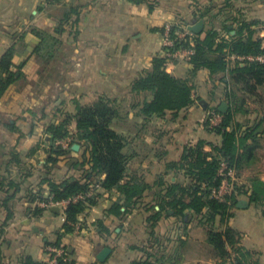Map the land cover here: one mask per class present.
Instances as JSON below:
<instances>
[{
	"label": "crops",
	"instance_id": "obj_1",
	"mask_svg": "<svg viewBox=\"0 0 264 264\" xmlns=\"http://www.w3.org/2000/svg\"><path fill=\"white\" fill-rule=\"evenodd\" d=\"M162 1L163 8L155 9L160 18L181 13L192 18L197 12L194 5L203 10L214 8L212 12L221 16L214 22V30L224 25L229 31L235 29L222 16L238 14L242 22H249V18L257 22L256 37L264 40V0H239L230 8H226L224 0ZM153 16L146 4L128 0H60L54 4L47 0H0V60L15 47V67L25 64L23 78L0 97V264H27V260L49 263V248L53 247L48 245L55 244L63 233L67 207L46 206L52 199L47 181L60 184L83 180L89 167L75 165L82 154L81 145L77 144L79 151L72 149L74 145L72 151L62 148L60 141L52 145L46 129L74 117L78 103L91 105L104 98L120 111L121 118L113 129L131 143V169L146 180L155 195H164L172 184L187 186L191 182L184 171L170 169L180 160L185 147L204 141V150L211 153V144H222V138L204 126L214 101L210 90L205 95L198 91L203 100H196L176 119L171 114L155 117V135H151L154 147L148 152L138 150L142 136L137 130L127 134L129 125L138 128L139 124L153 121L137 114L151 95L135 94L132 86L151 70L154 58L166 57L167 72L178 79H185L192 70L186 49H175V40H163L156 28V19L160 18ZM35 31L57 40H50L40 56L35 54L41 45ZM207 79L208 72H200L195 83L198 90ZM216 95L215 105L220 107L225 103L223 88ZM249 107L251 111L260 109L252 104ZM260 120L264 121V114L242 120L243 129ZM260 128L263 131L258 133ZM258 130L260 162L237 178V184L245 186L247 194L237 196L230 217H217L214 222L218 232L230 229L236 234L235 243L226 244L227 260H222L209 245L210 225L205 220L202 222L206 225L200 226L197 220L201 219L189 213L186 227L171 216L153 223L149 218L154 214L140 206L128 212L123 207V215H111L109 209L117 202L123 205V198L116 191L104 190L98 182L91 186L96 191V205L89 207L78 218L75 231L62 239L68 260L75 264H133L147 259H164L165 264H238L241 250L248 254L244 264H264V202L250 199L252 181L264 183V167L258 169L264 158V122ZM70 131L76 132L74 120ZM59 149L64 153L56 156L54 152ZM54 159L55 164L50 162ZM159 201L151 198L156 211ZM240 202L245 208H238ZM105 248L111 254L101 263L97 256Z\"/></svg>",
	"mask_w": 264,
	"mask_h": 264
},
{
	"label": "trees",
	"instance_id": "obj_2",
	"mask_svg": "<svg viewBox=\"0 0 264 264\" xmlns=\"http://www.w3.org/2000/svg\"><path fill=\"white\" fill-rule=\"evenodd\" d=\"M58 1L60 0H55L51 4ZM128 1L134 4L144 3V0ZM235 1L239 0H224L226 8H230ZM193 8L197 10L193 17L199 20L207 18L206 16L214 11V8L199 9L198 5H194ZM219 16L220 14H214L210 19L215 20ZM230 16V14L227 17L224 15L236 28L229 31L227 25H224L222 31L227 34L214 29L203 32L199 36L192 34L195 37L194 54L190 58L192 70L185 79H178L169 74L166 70L167 58L158 56L153 59L151 70L145 72L132 86L135 94L151 95V99L145 100L138 109V117L150 120L155 117L164 118L167 114H171L173 119H176L181 113L188 111L196 100H203L195 83L200 72H208L205 84L212 86L213 90L209 93L211 99H214L209 110L221 115L223 119L219 126H211L208 120L204 122V126L220 136L222 144L220 146L211 144V153L204 150L206 145L204 141L197 142L194 147L184 148L180 160L172 163L170 169L176 172L184 171L186 177L191 180L187 186L172 184L164 190V195L161 193L155 195L146 180L132 171L134 150L131 143L113 129V124L121 118V113L107 99L100 98L95 103L85 106L78 103L74 117H67L60 125H52L46 129L47 136L50 138L49 143L54 145L56 141L71 136L70 127L74 120L76 132L72 136L73 142L69 150L72 151L71 147L75 144L81 145L82 154L75 165L82 169L89 167L83 180H66L60 184L47 181L54 202L72 201L78 196H85L84 200L71 202L67 206L63 233L59 234L55 244L48 246L61 247L62 239L75 231L78 218L89 207L96 205L95 198L86 196L91 190L92 183L98 182L104 190L116 191L123 198V205L119 202L115 203L109 209V214L121 216L123 207L128 212L140 206L154 214L149 218L153 223L162 217L171 216L178 218L186 227L189 222L188 214L192 213L201 219L197 220L200 226L206 225L202 222L203 220L210 225L207 228L208 243L218 256L224 261L229 258L226 244H234L236 234L230 229L218 232L214 228V222L217 217H221L222 220L230 217L231 210L237 203V196L247 194V191L245 186L236 184L234 193L223 202L213 198L212 191L221 185L218 172L222 162H226L235 170L237 178H240L247 169L258 165L260 159L257 151L260 142L256 131L264 122L260 120L255 126L243 129L244 122L249 117L264 114V100L259 95V91L264 89V61H246L242 66L238 61L228 60L232 55L264 58V40L256 37L257 22H242L239 18L232 19ZM230 32H235V35L231 36ZM35 34L41 39V45L35 50V54L40 56L46 49V44L56 39L40 31H35ZM188 45L187 42H179L175 39V49L190 48ZM15 54V47L10 48L0 60V97L23 78L22 69L25 64L15 67L13 63ZM243 86L244 88H241ZM220 88H223L222 99L229 107L226 114L219 111V105H215L216 91ZM240 92H242L241 97ZM251 103H258L260 109L251 111L249 109ZM54 153L59 156L64 153V150L59 149ZM50 162L55 164L56 160ZM102 177L104 180H100ZM155 197L160 200L159 211L155 210V206H150L151 198L155 200ZM250 199L256 203L264 202L262 181H252ZM170 211L173 215H170ZM64 249L65 256L68 258L69 253L66 248ZM238 253L241 257L238 264H244L248 254L241 250ZM27 264L41 263L27 260ZM59 264L75 263L69 260L64 262L61 259ZM133 264H165V260L158 259L151 262L147 259L133 262Z\"/></svg>",
	"mask_w": 264,
	"mask_h": 264
},
{
	"label": "rangeland",
	"instance_id": "obj_3",
	"mask_svg": "<svg viewBox=\"0 0 264 264\" xmlns=\"http://www.w3.org/2000/svg\"><path fill=\"white\" fill-rule=\"evenodd\" d=\"M144 4H146L149 7V10L154 13L153 18H155V17L160 18V16H158V14H156L158 11L155 13V9L161 10L163 8L162 6H163L164 2L162 0H144ZM165 6H167L166 3H165ZM214 14H216V12H212L211 15L206 16L207 18L200 19V20H203L205 22V28H204L203 32H206L208 30H212L214 28V22L216 21V19L215 20L210 19V17L212 18V16H214ZM237 16H238V14H234L233 16L231 15L230 17H232V19H235V18H237ZM249 16H251V15H249ZM223 17L224 16H222V18ZM239 19H241V18H239ZM156 20L158 22V25L156 26V28L158 29V32L162 36L163 40L166 41L168 39L169 40H171V39L175 40L176 39L179 42H184L185 37H183V36H185V35L188 36L187 30H186V29H189L188 26L191 25V23L194 24V23H197L200 21L199 18L198 19L194 18V17L191 18L189 14H184V13L176 14V15H173L171 17L169 16V19H168L167 15L161 16L160 19H156ZM218 20H219V18H218ZM249 22H251L250 18H249ZM212 23H213V25H212ZM222 30H223V27L219 31H221L223 34H227V33L223 32ZM173 36L175 39L173 38ZM181 37H183V38H181ZM241 88H244V86ZM208 90L212 91L213 90L212 86L209 84H202L200 86V90H198V91L201 94L205 95ZM259 95H261L262 99L264 100V89H261L259 91ZM239 96L240 97L242 96V92L239 93ZM255 100H257V98H255ZM251 104L254 107L260 106L258 103H251ZM123 123H125V122H123ZM138 126H139L138 128H133L132 126L129 125V129H127L126 132H127V134H132V133H135V132H131L132 129L137 130L138 134L140 136H142L141 144L137 143V148H138V146H140L138 148L139 151L148 152L149 149L154 147L151 143V140H152L151 137L153 135H155V118H153V121H150V122L146 121V122H144V124H141V125L139 124ZM262 144L264 145V139H262ZM263 167H264V158L261 161L260 165L258 166V169L259 168L262 169ZM153 203L154 202H151L150 206H152V207L155 206V204L152 205Z\"/></svg>",
	"mask_w": 264,
	"mask_h": 264
},
{
	"label": "built area",
	"instance_id": "obj_4",
	"mask_svg": "<svg viewBox=\"0 0 264 264\" xmlns=\"http://www.w3.org/2000/svg\"><path fill=\"white\" fill-rule=\"evenodd\" d=\"M55 0H47V3L50 4L52 2H54ZM188 28V27H187ZM187 30V35L183 36L185 37L184 42L189 43L190 48L186 49L185 51L187 52L188 56L191 58V56L194 54L193 51V47H194V43L195 40H193V36L192 34L189 32L188 29ZM187 36V37H186ZM181 37V38H183ZM230 62H236L238 61L240 65H244V62L248 61V62H253V61H259V62H263L264 58L263 57H240V56H235L232 55L231 57H229L228 59ZM223 117L213 111H210L207 115H206V120H208L210 122V124L212 126H219L222 122ZM71 136H69L67 139L61 140L58 144L59 146H61L64 149H69L70 146L72 145L73 142V135L74 132L70 133ZM218 177L221 179V185L219 188H216L212 191V196L213 198H215L216 200L219 201H225L227 197L231 196L234 191H235V185L238 182V179L236 177V172L233 168H230L229 165L226 162H222L219 172H218ZM95 189H91L90 192L87 194L86 197L88 198H94L96 197V193H95ZM85 196H78L76 197L74 200L72 201H62V202H54L53 198L50 200V202H48V204H46V206H58V205H62L67 207L71 202H77L79 200H84ZM49 252H50V258H49V263L48 264H59V260L63 259L64 262L68 261V258H66L65 256V249L64 247H53V248H49Z\"/></svg>",
	"mask_w": 264,
	"mask_h": 264
},
{
	"label": "water",
	"instance_id": "obj_5",
	"mask_svg": "<svg viewBox=\"0 0 264 264\" xmlns=\"http://www.w3.org/2000/svg\"><path fill=\"white\" fill-rule=\"evenodd\" d=\"M205 28V22L203 20H200L197 23H194L192 26L189 27V32L193 35H201L204 31ZM235 33L233 32L231 36H234ZM228 105L226 103L221 104V106L219 107V111L223 114H226L228 112ZM263 131L262 128H260V130H258V133H261ZM74 151H79L80 150V146L79 145H74L72 148ZM245 205L243 204V202H240L238 205V208H245ZM111 254V250L109 248H105L103 249L97 256V260L101 263L105 262L107 260V258L110 256Z\"/></svg>",
	"mask_w": 264,
	"mask_h": 264
}]
</instances>
